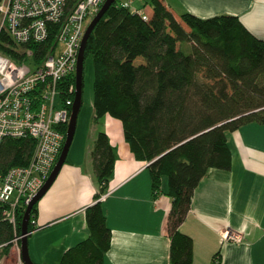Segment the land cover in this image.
<instances>
[{
    "label": "trees",
    "instance_id": "trees-1",
    "mask_svg": "<svg viewBox=\"0 0 264 264\" xmlns=\"http://www.w3.org/2000/svg\"><path fill=\"white\" fill-rule=\"evenodd\" d=\"M120 2L107 9L85 46V58L90 55L93 62L94 115L121 122L134 158L148 163L153 196L160 193L162 178L167 179L169 264H193L192 240L179 226L194 190L210 169L231 168L227 133L249 123L264 124V40L237 16L177 17L165 0H151L152 13L144 20ZM179 42L189 43L190 51L185 53ZM14 46L0 31V53L13 58ZM68 83L74 84L75 77ZM33 148L30 139L1 143L0 173L27 165ZM90 154L98 189L84 211L88 236L66 250L58 264H104L111 247V230L97 201L107 192L117 158L105 132L97 134ZM25 208L18 207L12 226L0 204V260L20 237Z\"/></svg>",
    "mask_w": 264,
    "mask_h": 264
},
{
    "label": "crops",
    "instance_id": "crops-1",
    "mask_svg": "<svg viewBox=\"0 0 264 264\" xmlns=\"http://www.w3.org/2000/svg\"><path fill=\"white\" fill-rule=\"evenodd\" d=\"M134 4L145 9L144 0ZM165 5L177 17L237 16L264 40V0H165ZM103 119L117 155L109 195L102 202L111 230L104 264H169L167 179L162 178L160 193L153 196L148 163L134 158L119 120L108 115ZM226 137L231 168L205 174L179 230L192 240L193 264H264V124L243 125ZM95 138L85 149H69L56 180L37 204L34 231L49 239L47 248L57 264L66 250L88 236L84 211L98 189L90 154ZM223 230L241 234L243 243L221 241ZM32 256L35 264L45 263L41 249L35 253L33 247Z\"/></svg>",
    "mask_w": 264,
    "mask_h": 264
},
{
    "label": "built area",
    "instance_id": "built-area-1",
    "mask_svg": "<svg viewBox=\"0 0 264 264\" xmlns=\"http://www.w3.org/2000/svg\"><path fill=\"white\" fill-rule=\"evenodd\" d=\"M141 0L119 6L147 20L134 7ZM105 0H2L0 31L14 42L15 57L0 53V144L7 139H30L32 155L25 166L0 173L2 216L15 226L18 207L27 206L43 186L61 153L75 94L77 56L89 23ZM44 54L38 59V53ZM72 97L64 95V93ZM60 99V107L57 108ZM109 191L100 195L103 202ZM35 220H31L35 226ZM223 242L243 243L232 230L220 232ZM15 237L12 242H19ZM14 264H24L18 256Z\"/></svg>",
    "mask_w": 264,
    "mask_h": 264
},
{
    "label": "rangeland",
    "instance_id": "rangeland-1",
    "mask_svg": "<svg viewBox=\"0 0 264 264\" xmlns=\"http://www.w3.org/2000/svg\"><path fill=\"white\" fill-rule=\"evenodd\" d=\"M144 3L146 4L145 9L142 7L143 5L141 6V9L142 10L144 9L143 11L145 13L150 12L152 9L151 0H144ZM178 45L185 53H188L191 49L190 44L186 42H179ZM93 82H94L93 62L91 56L89 55L84 59L83 62L81 106L77 116L75 134L70 149L76 146L85 149L86 145L93 142L92 139L94 138V135L96 137L99 132H104L103 117L96 119L94 115V110L92 105ZM57 101H58L57 108H59L60 99L57 98ZM36 232L37 230L32 232L28 236V251L30 258L33 257L32 249L34 247L35 253L38 251V249H41V257L45 260L44 264H57V260L53 256V251L51 250V248L49 249L47 248L50 245L49 239L46 236H40V234H35ZM41 246L43 248H41ZM18 256H20V240L17 243L12 242L8 254L4 255L1 258L0 264H14L18 260Z\"/></svg>",
    "mask_w": 264,
    "mask_h": 264
},
{
    "label": "water",
    "instance_id": "water-1",
    "mask_svg": "<svg viewBox=\"0 0 264 264\" xmlns=\"http://www.w3.org/2000/svg\"><path fill=\"white\" fill-rule=\"evenodd\" d=\"M115 2L116 0H105L99 12L96 14V16L87 26L84 36L82 38L80 48L78 51V56H77V64H76V71H75V94H74V99H73V105L71 108V115H70L69 122L67 125L65 141H64L61 153L49 177L47 178L43 186L40 188V190L32 198L30 203L26 206L24 214L22 216L21 225H20V228H21L20 230V257L24 264H35L31 260L29 251H28V235H29L28 225L31 219L32 208L36 203H38L43 198V196L47 193L49 188L52 186V184L56 180L62 166L64 165L67 159V155L69 153V149H70V146L73 141L74 134H75L77 116H78L80 106H81L83 62L85 58L84 53H85V46H86L88 37L93 31V28L96 25V23L105 14L107 9L110 6H112Z\"/></svg>",
    "mask_w": 264,
    "mask_h": 264
}]
</instances>
